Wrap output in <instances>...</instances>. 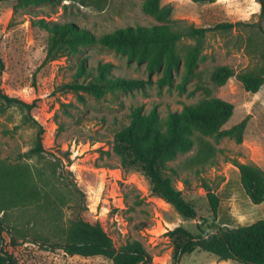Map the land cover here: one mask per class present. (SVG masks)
I'll return each mask as SVG.
<instances>
[{
  "label": "rangeland",
  "instance_id": "obj_1",
  "mask_svg": "<svg viewBox=\"0 0 264 264\" xmlns=\"http://www.w3.org/2000/svg\"><path fill=\"white\" fill-rule=\"evenodd\" d=\"M141 2L107 0L101 11L72 0L41 4L0 2V55L4 63L0 74V168L19 166V177L24 178L29 171L31 182H37L40 174L54 175L61 186L57 209L60 226L78 218L92 224L98 222L116 248L136 241L149 253L152 264H171L173 244L168 233L177 227L197 235L198 225L204 229L213 222L216 228H238L264 219V202L253 205L249 201L235 167V161H239L264 171V85L256 93H249L235 77L223 86H216L209 79L219 66H228L236 73H263L264 36L256 28L244 26L230 32L207 33L199 43L197 69L201 75L183 88V59L187 47L197 41L189 37L178 44L179 72L171 84L164 86L155 82L159 73L149 75L146 62L129 61L126 55L98 44L81 45L76 52L43 64L48 35L34 25L39 19L72 23L96 35L117 28L159 24L142 12ZM162 4L173 8L171 24L195 28L224 22L254 23L259 14L256 0H162ZM81 60L93 68L110 63V71L117 77L151 78L153 82L142 89L107 90L100 98L56 92L59 85L73 80ZM2 95L34 106L30 111L8 106ZM211 98L233 105L232 116L221 130H228L243 119H247L246 128L240 143L228 136H205L194 131L192 148L165 162L166 175L195 209L196 218L185 219L151 194L149 180L140 171L122 165L114 151L113 138L128 124L135 107H142L144 113L155 109L163 118L170 112H180L184 105ZM39 127L43 130L44 151L30 155ZM203 149L209 153L205 161L199 158ZM207 189L219 200L216 217L210 211ZM21 205L5 212L4 225L16 226L28 236L12 241L10 234L0 233L1 247L15 264H112L101 256H69L61 249L39 246L32 240L35 233L49 241L57 238L52 236L45 213H39L32 205ZM5 213L0 212V218ZM179 264L239 263L221 261L196 249L184 255Z\"/></svg>",
  "mask_w": 264,
  "mask_h": 264
},
{
  "label": "trees",
  "instance_id": "obj_2",
  "mask_svg": "<svg viewBox=\"0 0 264 264\" xmlns=\"http://www.w3.org/2000/svg\"><path fill=\"white\" fill-rule=\"evenodd\" d=\"M4 1V0H0ZM18 2L41 4L49 1L62 0H15ZM84 7L103 10L107 0H72ZM194 3H213L216 0H191ZM259 4L258 20L254 23L239 21L235 23H218L212 27L195 28L182 24H171L172 6L162 4V0H142L141 10L153 17L159 24L144 27H123L96 35L91 31L79 28L72 23L49 22L39 19L34 23L47 35L46 54L43 64L55 60L59 56L76 52L81 45L98 44L116 53L127 56L129 61L146 62L151 76L159 73L161 76L155 82L159 86L171 84L175 73L181 67L178 44L184 37L196 39V44L186 49L183 59V73L180 86L199 78L201 72L197 69L200 53L199 43L207 33L214 31L230 32L238 26L256 28L264 36V0H256ZM110 63H100L97 67H88L85 60L78 63L73 80L62 83L56 88L59 93H86L100 98L107 90L142 89L152 83V79L123 78L114 76ZM4 63L0 55V74ZM235 77L249 93H256L264 85L263 73L243 71L236 73L228 66H219L210 74V81L216 86H223L230 78ZM6 105H16L30 111L34 103H25L16 98L2 95ZM233 113V105L221 99L211 98L194 104L184 105L180 112H170L165 117L152 109L144 113L142 107H135L129 114L128 124L114 134V151L119 155L125 167H134L140 171L150 183L152 195L171 206L173 210L185 219L196 218L194 207L183 198L170 176L166 175L165 162L173 159L178 153L189 151L194 145L193 133L199 131L207 136L216 134L218 137L228 136L238 143L242 141L247 119L228 130L221 128L228 122ZM43 130L39 127L35 145L29 150L30 155L43 153ZM208 151L199 154L201 161L206 160ZM241 186L253 205L264 202V171L254 164L235 161ZM26 172V169H24ZM19 166H4L0 168V212L14 209L18 205H32L39 213H45V219L51 225L52 236L57 241H49L35 233L33 241L41 247L51 250L61 249L69 256L93 257L101 256L112 264H152V259L144 247L136 242H127L116 248L109 235L101 225L82 220L70 221L60 226L57 215L60 202V185L54 175H38L37 182H31L29 171L24 178L19 177ZM174 172V171H172ZM56 184H55V183ZM208 203L213 217H216L219 206L218 197L209 189ZM6 213L0 218V233L5 231L13 238H25L28 235L16 226L4 225ZM45 220V221H46ZM193 235L182 227H177L168 233L173 244L171 264H179L182 257L196 249L216 256L221 261L234 260L239 264H264V219L238 228L215 227L212 222ZM0 264H15L1 247Z\"/></svg>",
  "mask_w": 264,
  "mask_h": 264
}]
</instances>
